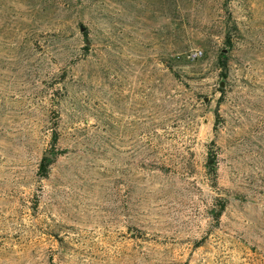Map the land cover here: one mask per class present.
I'll return each mask as SVG.
<instances>
[{
	"label": "rangeland",
	"instance_id": "rangeland-1",
	"mask_svg": "<svg viewBox=\"0 0 264 264\" xmlns=\"http://www.w3.org/2000/svg\"><path fill=\"white\" fill-rule=\"evenodd\" d=\"M0 264H264V0H0Z\"/></svg>",
	"mask_w": 264,
	"mask_h": 264
},
{
	"label": "trees",
	"instance_id": "trees-1",
	"mask_svg": "<svg viewBox=\"0 0 264 264\" xmlns=\"http://www.w3.org/2000/svg\"><path fill=\"white\" fill-rule=\"evenodd\" d=\"M52 162V158L48 157V156H45L42 160V163H41V169L43 171H46V169L48 168V166L51 164Z\"/></svg>",
	"mask_w": 264,
	"mask_h": 264
},
{
	"label": "built area",
	"instance_id": "built-area-1",
	"mask_svg": "<svg viewBox=\"0 0 264 264\" xmlns=\"http://www.w3.org/2000/svg\"><path fill=\"white\" fill-rule=\"evenodd\" d=\"M202 54V51L200 50H195L192 52L191 56L192 57H199Z\"/></svg>",
	"mask_w": 264,
	"mask_h": 264
}]
</instances>
